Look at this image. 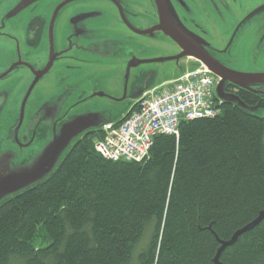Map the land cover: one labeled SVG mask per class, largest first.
Segmentation results:
<instances>
[{
    "label": "trees",
    "instance_id": "16d2710c",
    "mask_svg": "<svg viewBox=\"0 0 264 264\" xmlns=\"http://www.w3.org/2000/svg\"><path fill=\"white\" fill-rule=\"evenodd\" d=\"M229 84L140 160L103 157L101 129L75 139L0 200V264H264V117L231 99L264 110V84Z\"/></svg>",
    "mask_w": 264,
    "mask_h": 264
},
{
    "label": "rangeland",
    "instance_id": "374dc122",
    "mask_svg": "<svg viewBox=\"0 0 264 264\" xmlns=\"http://www.w3.org/2000/svg\"><path fill=\"white\" fill-rule=\"evenodd\" d=\"M36 1L30 4L28 0H0V32L21 38V22L31 17L50 20L61 0ZM25 2L29 8L18 19H7L8 12L25 8ZM167 3L172 19H168L169 25L210 58L238 73H264V0ZM147 8L143 3L142 9ZM57 19L64 20L62 16ZM102 19L103 12H96L86 20L92 36L109 38H104L109 43L104 51L109 54L66 56L48 71L15 70L0 80V200L26 182L30 181L28 185L49 173L69 145L87 130L102 129L106 123L120 120L137 98L196 68L195 62L176 45L163 39L146 40L144 44L119 39L114 33L118 24L108 27L110 19L105 18V23ZM140 20L147 25L152 17ZM9 26L20 29L10 31ZM54 31L55 42H60V29L55 27ZM12 43L0 35V59L11 56L5 50ZM16 45L19 55L25 58L24 43ZM47 51L44 38L30 55L39 64L43 61V67ZM214 90L219 96L225 93L218 84ZM231 99L264 117L263 109ZM40 171L43 172L37 174ZM16 177L18 181H10Z\"/></svg>",
    "mask_w": 264,
    "mask_h": 264
},
{
    "label": "flooded vegetation",
    "instance_id": "af4514ba",
    "mask_svg": "<svg viewBox=\"0 0 264 264\" xmlns=\"http://www.w3.org/2000/svg\"><path fill=\"white\" fill-rule=\"evenodd\" d=\"M28 1H30V4L38 2L36 0ZM168 1L170 2V0ZM132 2L131 0H98L95 2L92 0H61L54 9L50 20H45L41 17H31L30 19H26L25 22H21V28L23 29L21 38L0 32L1 36L8 37L13 41L11 47L9 46L5 50L11 56L0 59V71H2L0 72V76L4 74L0 77V80L7 78L15 70L32 72L48 71L56 61L66 56L76 58L80 54L91 56H105L109 54V52L104 51V48L109 44L104 38H109L102 34L100 36H92V29L87 24L89 20L86 19L91 18L96 12H103L102 20L104 23L106 21L104 20L105 18L110 19L109 25L107 24L108 27H114L118 24V28L114 33L119 39H130L138 44H144L146 40L155 41L163 39V42H170L175 45L173 42L174 39L170 38L162 29H157L156 27L160 19L155 0H138L137 3ZM143 3L148 6L147 11L142 9ZM24 4L27 5L25 8L8 12L7 19H18L19 14L26 8H29L28 2ZM44 5L48 6L49 4ZM166 8L168 11L167 2ZM24 14L27 16L26 13ZM57 16H62L64 20H58ZM145 16L152 17L151 22L147 25L140 20ZM166 16L167 19H171L169 11L166 13ZM112 19H115L116 23L112 22ZM55 27L60 29L61 34L60 42L57 43L54 40ZM13 28L9 26L10 31L16 28L20 29L19 27ZM120 33H122L121 36ZM179 35L186 41L190 40L185 38L181 33ZM44 38H46L48 51L45 52L46 58L44 65L40 67L43 61L39 64L30 54L33 52V48L37 47ZM20 41L24 43V47L26 48V52H24L25 58L19 55L18 47H16V44H19ZM29 48L30 50H28ZM17 55L19 56L14 58ZM223 84L224 87L230 85L229 82H224ZM223 89L225 92L229 91V87ZM256 90L260 91L259 88Z\"/></svg>",
    "mask_w": 264,
    "mask_h": 264
},
{
    "label": "built area",
    "instance_id": "2783aa9c",
    "mask_svg": "<svg viewBox=\"0 0 264 264\" xmlns=\"http://www.w3.org/2000/svg\"><path fill=\"white\" fill-rule=\"evenodd\" d=\"M200 67L181 82L145 99L139 110L117 127L105 126V137L95 148L110 159H142L158 133L177 134L180 118L214 116L212 79Z\"/></svg>",
    "mask_w": 264,
    "mask_h": 264
},
{
    "label": "water",
    "instance_id": "95a60500",
    "mask_svg": "<svg viewBox=\"0 0 264 264\" xmlns=\"http://www.w3.org/2000/svg\"><path fill=\"white\" fill-rule=\"evenodd\" d=\"M155 4H156L157 11L159 14V19H160L159 24L156 27L163 29L166 32V34L170 36L172 39H174L175 42L178 43L183 50L191 53L194 57H196L198 60L202 61L205 65H207V67L211 70V72L215 76H218L221 79L226 80L227 82L235 83L241 86H245L244 84L249 83V82H264V73L242 74V73L235 72L233 70L223 67L221 64H219L218 62L210 58L207 54L203 53L201 50L194 47L193 44L188 43L185 39H183V37H181V35H179V33L175 29H173L169 25L166 19L164 0H155ZM249 227H251V225H249L242 231H239L234 236L233 240L236 239V237L241 232L247 230Z\"/></svg>",
    "mask_w": 264,
    "mask_h": 264
},
{
    "label": "bare ground",
    "instance_id": "6f19581e",
    "mask_svg": "<svg viewBox=\"0 0 264 264\" xmlns=\"http://www.w3.org/2000/svg\"><path fill=\"white\" fill-rule=\"evenodd\" d=\"M14 86H15V85H14ZM100 154H101V153H100ZM101 155H102V154H101ZM102 156H103V155H102ZM103 157H105V156H103ZM105 158H107V157H105ZM107 159H110V158H107ZM111 160H112V159H111ZM245 228H246V227H245ZM245 228H243V229H245ZM243 229H242V230H243ZM242 230H239V231H242ZM236 234H237V233H236ZM236 234H235V235H236ZM233 238H234V237H233ZM232 241H233V239H232Z\"/></svg>",
    "mask_w": 264,
    "mask_h": 264
},
{
    "label": "crops",
    "instance_id": "0c3cea01",
    "mask_svg": "<svg viewBox=\"0 0 264 264\" xmlns=\"http://www.w3.org/2000/svg\"><path fill=\"white\" fill-rule=\"evenodd\" d=\"M168 82H169V81H168ZM168 82H166V83H168ZM166 83H165V84H166ZM165 84H164V85H165Z\"/></svg>",
    "mask_w": 264,
    "mask_h": 264
}]
</instances>
